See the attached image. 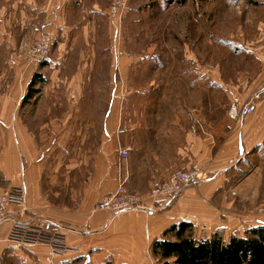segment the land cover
<instances>
[{"label": "rangeland", "instance_id": "1", "mask_svg": "<svg viewBox=\"0 0 264 264\" xmlns=\"http://www.w3.org/2000/svg\"><path fill=\"white\" fill-rule=\"evenodd\" d=\"M13 5V0H0V17L5 18L0 30V155L8 156L13 150V136L19 141L31 136L39 157L48 155L52 139L49 146L57 149L48 162L56 165L59 143L64 146L71 140L72 145L74 137L88 141L96 136L99 141L100 136H115L111 118H119L122 111L129 113L123 115L127 128L138 124L139 113L148 119L142 123L154 125L162 123L154 119L155 111L165 120L185 108L192 111L195 133L201 132L202 125L211 136H236V123L247 115L229 117L231 91L246 96L251 88L264 85V77L255 75L262 67L254 56L264 53V0H187L183 5L177 0H71L67 16L72 22L67 19L74 30L69 29L62 45L53 49L54 39L47 60L39 64L29 50L45 33L35 36L33 23L25 13L19 19L21 14ZM82 8L96 9L97 14L88 16ZM56 52L62 58L59 86L52 83L46 68ZM82 52L113 55V76L108 57H99L91 80L78 90L80 78L74 72L79 74L80 63L71 55L79 57ZM36 74H42L45 83H36L30 90ZM33 90L38 93L24 100ZM18 154L20 164L27 158L25 145L19 143ZM246 154L232 164L225 200L213 197L202 207L237 220L241 227L236 234L241 236L256 224V218L264 219V158ZM7 158L6 165L0 166V179L1 171L9 170L11 158ZM72 159L61 157L66 163ZM255 163L261 165L258 172ZM193 164L209 174L210 167ZM1 186L8 185L1 182ZM11 188L2 196L17 189ZM193 235L203 239L196 232ZM221 236L228 242L231 233L222 231ZM33 248L45 252L47 247ZM156 257L161 260L157 264H169ZM69 261L66 264L87 263L84 257Z\"/></svg>", "mask_w": 264, "mask_h": 264}, {"label": "crops", "instance_id": "2", "mask_svg": "<svg viewBox=\"0 0 264 264\" xmlns=\"http://www.w3.org/2000/svg\"><path fill=\"white\" fill-rule=\"evenodd\" d=\"M70 1L13 0V7L17 14H21L19 19L25 13V19L33 23L35 36L42 33L54 36V49L62 45L69 29L74 30L75 26L70 24L71 18L67 16L71 10ZM81 12L88 16L92 12L97 14V10L92 8H82ZM3 18L1 15L0 30L4 25ZM88 29L83 27V32ZM52 54L46 68H49L52 83L59 86L62 58L57 52ZM254 56L262 67L255 75L264 77V53H255ZM71 57L74 62L80 63L79 74L74 72L80 78L78 90L91 80L96 67L94 60L99 57H108L109 74L113 76L115 58L111 54L100 56L82 52L79 57L76 53ZM87 72L88 79L82 81ZM257 87L254 90L251 88L246 96L231 91L232 103L254 110L252 115L236 123L239 125L234 130L236 136H211L203 131L204 127L200 124L201 132L195 133L192 111L185 108L175 111L165 120L155 111L154 119H160L158 122L162 123L154 125L142 123L148 119L142 118L143 114L139 113L138 124L127 128L124 126L128 122L123 115L129 116V113L122 111L119 118H111L115 136H100L99 141L96 136L93 139L90 136L88 141L85 137H74L72 145L71 140L68 144L64 142V146L59 143L57 153L60 159L56 165L48 162V157L57 149L50 148L52 139L46 148L48 155L39 157L38 150L34 148L37 144L31 136H25L21 141L13 136V150L7 152L8 156L0 155V166L6 165L7 157L11 158L9 170L1 171L0 197L8 191L6 188L23 189L24 203L10 207L14 217L45 219L58 224L66 234L70 251L64 257H55L49 248H44L43 252L42 249L14 243L9 239L11 222H6L0 225V264H66L76 257L86 258V264H157L161 260L151 254L152 246L156 241L175 240L173 233L167 235L171 238L165 236L172 226L189 223L193 226V234H199L203 241L217 234L221 236L222 231L230 232L231 237L247 238L245 234L249 235L251 230L264 227V219L256 218V224L247 228L241 236L236 234L241 227L237 220L232 221L229 215L211 213L202 208L210 198L225 200L235 167L232 164L237 158L246 153L251 159L264 158V85ZM111 106L113 108V101ZM127 133L130 135L126 136ZM247 133L252 136H247ZM19 143L25 145L27 157L20 164ZM121 151L128 152L127 159L121 157ZM68 156L73 159L68 163L62 162L61 157ZM195 162L210 167L208 180L200 188H186L170 204L150 199L152 188L170 171L188 168ZM253 167H258V172L261 165L255 163ZM124 177H127L126 188L140 195L146 206L154 208L153 212L135 211L116 217L109 212H95L97 203L103 197L114 194ZM1 182L8 186L2 187ZM11 257L13 260H10ZM175 260L173 257L162 261L174 264Z\"/></svg>", "mask_w": 264, "mask_h": 264}, {"label": "built area", "instance_id": "3", "mask_svg": "<svg viewBox=\"0 0 264 264\" xmlns=\"http://www.w3.org/2000/svg\"><path fill=\"white\" fill-rule=\"evenodd\" d=\"M54 42V36L49 33L43 34L30 48L29 54L34 57L37 64L46 61ZM253 112L251 107L243 109L232 104L229 117L238 119L242 115ZM123 159L128 158L127 151L120 153ZM209 175L205 173L198 164L181 170H173L164 181L155 184L150 192V199L153 201H165L172 203L188 187L200 186ZM127 177L121 178L116 192L110 196L103 197L96 205L95 212H109L113 217L135 211L153 212L154 208L146 206L142 197L133 194L126 188ZM25 200V192L21 188L12 189L8 194L0 197V225L11 222L9 239L22 246H44L51 250L53 256L64 257L68 255L66 234L61 227L49 220L30 219L23 220L14 217L12 205H22Z\"/></svg>", "mask_w": 264, "mask_h": 264}, {"label": "trees", "instance_id": "4", "mask_svg": "<svg viewBox=\"0 0 264 264\" xmlns=\"http://www.w3.org/2000/svg\"><path fill=\"white\" fill-rule=\"evenodd\" d=\"M177 1L183 5L187 0ZM36 83H45L42 74L34 76L30 88ZM37 91L29 92L24 100L34 97ZM170 233L174 234L175 240L156 241L152 246L153 254L164 261L174 257V264H264V227L251 230L252 236H233L228 242L218 234L209 240L198 241L189 223L172 226L165 236Z\"/></svg>", "mask_w": 264, "mask_h": 264}]
</instances>
